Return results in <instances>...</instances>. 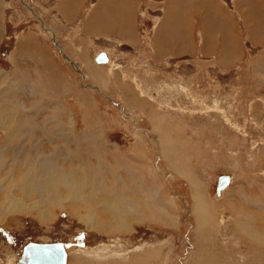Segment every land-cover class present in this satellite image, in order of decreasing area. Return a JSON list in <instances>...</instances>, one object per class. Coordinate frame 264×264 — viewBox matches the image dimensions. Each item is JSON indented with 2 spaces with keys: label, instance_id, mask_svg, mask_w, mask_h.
<instances>
[{
  "label": "rangeland",
  "instance_id": "obj_1",
  "mask_svg": "<svg viewBox=\"0 0 264 264\" xmlns=\"http://www.w3.org/2000/svg\"><path fill=\"white\" fill-rule=\"evenodd\" d=\"M0 103V264H264V0H0Z\"/></svg>",
  "mask_w": 264,
  "mask_h": 264
},
{
  "label": "bare ground",
  "instance_id": "obj_2",
  "mask_svg": "<svg viewBox=\"0 0 264 264\" xmlns=\"http://www.w3.org/2000/svg\"><path fill=\"white\" fill-rule=\"evenodd\" d=\"M67 6H68V4H67ZM122 10L124 11H121L122 12V14H125V8L123 7L122 8ZM92 32H93V30H92ZM178 41V40H177ZM106 54V53H105ZM107 55V54H106ZM108 57V56H107ZM109 60V59H108ZM107 62H109V61H107ZM50 77H52V75L50 76ZM50 77H47V78H49L50 79ZM41 80H43V79H41ZM53 80H54V78H53ZM44 81V80H43ZM49 81V80H48ZM51 81H52V79H51ZM55 81V80H54ZM54 81H52V83H54ZM50 82V81H49ZM7 86V85H6ZM8 87V86H7ZM34 92H37V89H34L33 90ZM6 92H7V90H6ZM9 92H10V96L8 97V98H5V99H3L4 100V106H6V107H13V98H14V94H13V91L10 89L9 90ZM1 104V103H0ZM2 106V105H1ZM10 117H11V112H9V111H6V112H3V111H0V119H6V120H9L8 122H10ZM161 136L163 135V134H160ZM88 136H89V134H88ZM82 140H85L86 142H89V143H91L92 145H93V149H95L96 148V141H89L88 139H86V137H83V139ZM81 140V141H82ZM92 140V139H91ZM83 142V141H82ZM96 144H95V143ZM177 144H178V142H177ZM96 145V146H95ZM164 146H169V152H166V155H167V158L168 159H172V154H173V152H172V140H170V141H168ZM163 146V147H164ZM89 148V147H88ZM90 149V148H89ZM97 149H99L98 147H97ZM97 151V150H96ZM108 153V152H107ZM38 163H39V161H40V159L39 158H37V160H36ZM147 162H150V160H147ZM81 163H83V164H85V162L84 161H82ZM151 163V162H150ZM151 165V164H150ZM42 166H43V162L42 163H39V165L38 166H36V167H38V170H40L41 168H42ZM112 172V171H111ZM115 174H116V172H115ZM226 177H228L229 178V184H228V186L230 185V183H231V180H232V177H230V176H226ZM58 179H60V178H57V180ZM67 179H69L70 180V183H69V185H68V187H67V189L70 191V193H72L74 196H75V192H76V190L77 189H82L83 190V188H84V183H81V182H79L75 177H71V178H67ZM52 183H53V181L52 180H49V181H46L44 184L41 182V179H37L36 180V182H35V188H36V190H37V192H38V194H39V196L38 197H45V200H41V201H39L38 203H36V206L35 207H37V205H39V204H43V205H45V207L46 206H49L50 205V200L48 199V193H47V190L51 187V185H52ZM218 183H219V179H218ZM31 181H27L26 183H24V185H23V187L22 188H29L30 186H31ZM228 186L224 189V190H222L221 191V193H223L227 188H228ZM94 187L95 188H97L98 187V185H94ZM198 199H199V202H198V204H197V206H196V211H200L201 209H202V207H203V201L201 202V198L198 196L197 197ZM204 199V198H203ZM202 199V200H203ZM201 202V203H200ZM1 208V207H0ZM12 208L14 209V210H19L20 209V204L18 203V202H16V204L14 203L13 204V206H12ZM116 209V208H115ZM115 209H114V218H115V220L117 221V222H119V220H120V211H115ZM205 212H208V210H201V214H200V218H199V222H200V224L201 225H205V224H208V221L206 220V218H205V216H204V213ZM92 220V219H91ZM85 221H86V223L89 225V222H90V216H87V218L85 219ZM207 222V223H206ZM249 220L248 219H242V220H240V221H237L236 222V224H238V225H244L242 228H241V230H242V232L244 233V234H247V228H246V226L249 224ZM60 243V242H59ZM31 244V243H30ZM41 244V243H40ZM45 244H47V243H45ZM66 252H67V248H66ZM22 264V263H21ZM67 264H68V253H67Z\"/></svg>",
  "mask_w": 264,
  "mask_h": 264
},
{
  "label": "water",
  "instance_id": "obj_3",
  "mask_svg": "<svg viewBox=\"0 0 264 264\" xmlns=\"http://www.w3.org/2000/svg\"><path fill=\"white\" fill-rule=\"evenodd\" d=\"M96 61L107 63L108 57L105 53L100 54ZM229 184V178L221 176L217 186V191L221 192ZM22 264H67L66 246L63 243H31L28 244L21 256Z\"/></svg>",
  "mask_w": 264,
  "mask_h": 264
},
{
  "label": "flooded vegetation",
  "instance_id": "obj_4",
  "mask_svg": "<svg viewBox=\"0 0 264 264\" xmlns=\"http://www.w3.org/2000/svg\"><path fill=\"white\" fill-rule=\"evenodd\" d=\"M30 244V243H29ZM42 244H45V243H42Z\"/></svg>",
  "mask_w": 264,
  "mask_h": 264
}]
</instances>
